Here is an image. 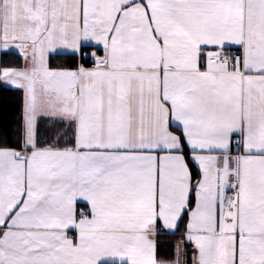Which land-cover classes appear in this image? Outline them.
Segmentation results:
<instances>
[{"label":"snow or ice","instance_id":"snow-or-ice-1","mask_svg":"<svg viewBox=\"0 0 264 264\" xmlns=\"http://www.w3.org/2000/svg\"><path fill=\"white\" fill-rule=\"evenodd\" d=\"M0 53V264H264V0H0Z\"/></svg>","mask_w":264,"mask_h":264},{"label":"trees","instance_id":"trees-1","mask_svg":"<svg viewBox=\"0 0 264 264\" xmlns=\"http://www.w3.org/2000/svg\"><path fill=\"white\" fill-rule=\"evenodd\" d=\"M10 60L19 62L17 55H5L4 53L0 54V61ZM63 57H57L52 61L53 66L63 63ZM21 106V93L18 90L11 89L9 87L0 86V125L10 123L13 118L19 114V109ZM182 240L179 234L172 235H162L158 238V244L164 249L169 257L173 259L175 244L177 241Z\"/></svg>","mask_w":264,"mask_h":264},{"label":"crops","instance_id":"crops-1","mask_svg":"<svg viewBox=\"0 0 264 264\" xmlns=\"http://www.w3.org/2000/svg\"><path fill=\"white\" fill-rule=\"evenodd\" d=\"M0 54H2V53H0ZM0 86H5V85H3L2 83H0ZM6 87V86H5ZM177 243H179V245H181V246H183V241L182 240H180V241H177ZM177 245V244H176ZM175 245V246H176ZM173 259H175V256H174V258Z\"/></svg>","mask_w":264,"mask_h":264},{"label":"rangeland","instance_id":"rangeland-1","mask_svg":"<svg viewBox=\"0 0 264 264\" xmlns=\"http://www.w3.org/2000/svg\"><path fill=\"white\" fill-rule=\"evenodd\" d=\"M176 244L179 245V243H177V242H176ZM176 244H175V245H176ZM174 256H175V251H174ZM173 258H174V257H173Z\"/></svg>","mask_w":264,"mask_h":264}]
</instances>
